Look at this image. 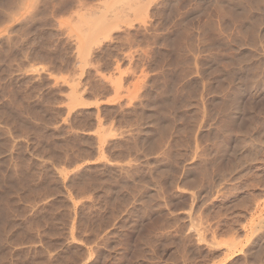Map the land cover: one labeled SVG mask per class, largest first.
<instances>
[{
    "label": "rangeland",
    "instance_id": "obj_1",
    "mask_svg": "<svg viewBox=\"0 0 264 264\" xmlns=\"http://www.w3.org/2000/svg\"><path fill=\"white\" fill-rule=\"evenodd\" d=\"M0 264H264V0H0Z\"/></svg>",
    "mask_w": 264,
    "mask_h": 264
}]
</instances>
